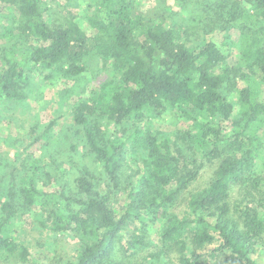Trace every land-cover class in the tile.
I'll return each instance as SVG.
<instances>
[{
  "label": "trees",
  "instance_id": "16d2710c",
  "mask_svg": "<svg viewBox=\"0 0 264 264\" xmlns=\"http://www.w3.org/2000/svg\"><path fill=\"white\" fill-rule=\"evenodd\" d=\"M247 2L264 13V0ZM6 5L18 13L19 32L2 57L0 100L27 98L36 69L75 77L93 60L109 63L120 83L110 97L96 92L72 110L80 141L101 164L104 188L87 167L76 178L74 193L65 185L39 187V158L31 159L21 177L15 168L0 206V255L29 257L14 229L26 210L35 214L39 230L76 239L77 255L66 264H260L254 255L264 235V198L252 190L258 189V163L264 162V96L257 94L264 92L261 35L245 37L234 58L224 43L189 42L186 27L173 14H146L137 0H93L92 35L73 17L51 19L45 0H0V8ZM243 12L235 0L215 14L234 27ZM237 79L246 85L237 87ZM168 111L191 121L175 138L149 123ZM100 116L105 126L132 121L129 138L109 137ZM52 125L26 149L47 137ZM130 146L138 167L126 175ZM191 152L218 160L211 180L193 191L200 166ZM247 184L244 192L251 200L234 211L231 191ZM186 192V204L177 212ZM122 194L118 214L114 200ZM161 222L155 243L148 232ZM212 244L217 246L204 251Z\"/></svg>",
  "mask_w": 264,
  "mask_h": 264
},
{
  "label": "rangeland",
  "instance_id": "374dc122",
  "mask_svg": "<svg viewBox=\"0 0 264 264\" xmlns=\"http://www.w3.org/2000/svg\"><path fill=\"white\" fill-rule=\"evenodd\" d=\"M48 2L50 18L73 17L74 20L89 35L95 33L90 21L93 0H45ZM139 8L146 14L169 13L184 24L189 42L199 43L211 39L224 43L230 53L236 56L244 44L245 37L261 35L264 39V13L257 12L247 0L239 1L244 10L236 25L222 22L215 11L220 7L228 8L235 0H137ZM226 3V5H221ZM18 13L11 5L0 8V66L3 65V54L17 41L15 36L19 32ZM119 78L109 63L93 60L88 69L79 76L64 77L60 74L49 75L48 70L36 69L30 75L29 85L26 87L27 98L17 102L9 99L0 100V114L3 122L0 125V206L5 199L6 186L9 174L16 168L17 176H23L30 165L31 159L39 158L41 173L39 187L49 190L55 186L65 185L68 191L76 192V178L80 175L82 167L89 168L100 178L101 188H104L105 177L101 164L97 163L86 147L80 141L78 127L73 124V107L80 99L87 98L96 92L104 91L110 97L119 86ZM242 79H237V87L245 86ZM264 91V84L260 85ZM230 98L236 92L224 90ZM258 97L264 92L257 91ZM100 122L107 135L110 137L122 136L129 138L133 130V122L122 126H105V120L100 116ZM53 123L47 132V137L31 146L26 147L41 134L49 124ZM151 124L159 128L165 135L175 138L179 128L188 127L191 121L175 117L170 111L160 116H152ZM147 124V123H146ZM130 145V141H126ZM133 150L130 146L126 152L125 174L129 175L137 170V164L132 157ZM199 167L198 177L191 184L190 191L205 186L213 177L218 166V160L207 161L200 155L191 152V158ZM193 165V164H191ZM259 185L257 190H252L259 198H264V162L258 163ZM246 185L235 186L231 191V206L235 211L238 205L251 200L245 192ZM103 190V189H102ZM189 191V192H190ZM186 192L180 204L175 207L181 211L186 204ZM125 203V195L115 197L114 205L120 214ZM163 222L150 228L148 235L155 243L160 241V232ZM14 229L16 235L29 249L27 259L10 256L4 259L0 255V264H66L75 259L78 251V242L71 236L54 235L47 230H39L36 216L33 212L21 210ZM126 246V237L122 238ZM217 244L207 246V251ZM149 249L154 250L153 246ZM260 264H264V235L259 239L257 252L254 255Z\"/></svg>",
  "mask_w": 264,
  "mask_h": 264
}]
</instances>
